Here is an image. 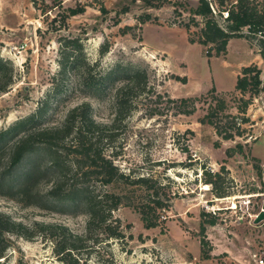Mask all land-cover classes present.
Here are the masks:
<instances>
[{"label": "rangeland", "instance_id": "374dc122", "mask_svg": "<svg viewBox=\"0 0 264 264\" xmlns=\"http://www.w3.org/2000/svg\"><path fill=\"white\" fill-rule=\"evenodd\" d=\"M59 1L64 9L84 11L62 26L52 21L59 12L52 0H0V59L12 65L14 82L0 94V133L47 99L49 114L32 125L35 129L59 124L69 109L81 103L91 105L96 122L110 126L113 91L121 82L96 92L82 87L84 71L96 82L115 65L145 70L146 88L131 94L130 114L118 119L97 146L130 181L152 178L161 186L167 207L149 214L156 226L147 229L132 206L141 199L129 192V206L122 205L112 215L119 219L124 239L107 240L94 226L84 250L61 262L47 238L46 225H61L82 235L87 215L82 208L47 202L45 180L38 183L39 194L34 190L29 196L19 195L14 187L21 176L8 164L11 142L2 137L0 213L26 227L31 239L8 236L9 248L0 264H256V259L264 260V221L254 223L264 201V35L243 29L229 43L228 59L208 58L207 48L197 44L203 28L202 20L193 15L198 0ZM209 1L217 10L215 21L225 28L227 21L218 11L234 10L236 0H223L222 6L218 0ZM249 1L258 11L264 10V0ZM124 7L128 12L120 14ZM145 14L151 19L140 24ZM66 39L82 43L87 63H78L64 75L58 61ZM103 45L108 52L100 60ZM249 66L260 72L259 92L253 96L235 89L241 70ZM181 99L192 100L185 105L186 110L194 109L191 113L180 112ZM245 103L249 104L243 113ZM226 134H234V140H224ZM130 181L126 182L129 191L137 190ZM202 228L207 259L200 244Z\"/></svg>", "mask_w": 264, "mask_h": 264}, {"label": "trees", "instance_id": "16d2710c", "mask_svg": "<svg viewBox=\"0 0 264 264\" xmlns=\"http://www.w3.org/2000/svg\"><path fill=\"white\" fill-rule=\"evenodd\" d=\"M250 2L236 0L235 9L228 12L226 27L222 28L214 19L217 10L213 4L207 0H198L193 15L202 20L203 28L197 44L207 48L208 58L225 55L229 40L239 38L243 28L247 27L251 34L264 35V10L258 11ZM52 3L53 8L59 10L52 21H59L62 26H65L67 19L84 11L82 7L64 9L59 0H52ZM217 4L222 6L224 1L218 0ZM128 10V7H124L120 14H126ZM100 11L107 13L104 7H101ZM218 13L221 15V11ZM141 18L140 24H144L150 21L151 16L145 14ZM116 22L117 25L119 22ZM192 22H195V19H192ZM185 27L188 30V27ZM189 43L193 44L195 41L189 39ZM61 47L58 61L61 74L72 72L78 63H87L82 55V43L78 39H66ZM107 52V45H103L100 50V60ZM98 62L97 60L93 63ZM8 71H11V75ZM259 75L260 72L256 66L243 68L241 76L236 80L235 89L242 95L246 93L250 96L257 95L261 85ZM178 80L185 82V79ZM118 81L121 83L113 91L114 119L110 126L96 122L91 105L81 103L69 109L59 124L45 125L35 129L32 125L49 114L51 101L47 99L32 114L18 119L0 133V138L8 137L11 142L7 159L9 166L20 173V181L14 187L19 195L29 196L34 190H37L39 194L38 183L40 180H45L48 183L44 193L47 202L51 205H71L82 208L87 215L86 228L82 235L74 234L61 225H46L47 238L52 242L54 252L61 262H66V258L74 252L84 250L87 234L94 226L101 230L100 234L107 240L124 239L120 221L112 215L122 205L129 206L127 201L132 198L131 193L134 198L141 199L134 201L132 206L140 213L141 220L147 229L156 226L149 219V214H155L157 210L167 207L164 203L166 200L160 193L161 186L155 185L152 178L133 177L130 181V177L121 172L102 149H98L97 140L110 133L112 125L118 119L130 114L131 94L136 96L140 88H146L147 74L145 70L115 65L103 76L98 77L96 82H93L88 70L84 71L82 77V87L93 88L96 92L104 91L108 89V85ZM13 83L12 65L0 59V94L6 93ZM191 101L179 100L180 112L191 113L194 109L186 110L188 106H185ZM248 104L245 103L243 113ZM211 112L209 116L213 117ZM208 123L213 124L211 120H208ZM236 136H240L239 133ZM223 139L234 140V134H226ZM237 148L240 151L241 145L238 144ZM128 181L138 189L129 191ZM206 182L214 184L209 180ZM210 224H214V221ZM26 232V227L0 213V259L9 248L8 236L16 235L30 240L31 237ZM200 244L204 258H209V254L204 250L207 241L203 235V228Z\"/></svg>", "mask_w": 264, "mask_h": 264}, {"label": "built area", "instance_id": "2783aa9c", "mask_svg": "<svg viewBox=\"0 0 264 264\" xmlns=\"http://www.w3.org/2000/svg\"><path fill=\"white\" fill-rule=\"evenodd\" d=\"M209 3H211L209 0H207ZM211 8H212V10H213V12H214V9H213V7L211 6ZM215 13V12H214ZM221 16H222V19L223 20H227V18H228V11H221ZM243 29H247L248 30V28L246 27V28H243ZM242 29V30H243ZM242 30H241V32H242ZM257 258V256H254V259H256ZM256 261V264H264V260H262L261 258L260 259H256L255 260Z\"/></svg>", "mask_w": 264, "mask_h": 264}, {"label": "water", "instance_id": "95a60500", "mask_svg": "<svg viewBox=\"0 0 264 264\" xmlns=\"http://www.w3.org/2000/svg\"><path fill=\"white\" fill-rule=\"evenodd\" d=\"M262 221H264V201H263V204H262L261 211L258 213V215L254 219V223L255 224H259Z\"/></svg>", "mask_w": 264, "mask_h": 264}, {"label": "crops", "instance_id": "0c3cea01", "mask_svg": "<svg viewBox=\"0 0 264 264\" xmlns=\"http://www.w3.org/2000/svg\"><path fill=\"white\" fill-rule=\"evenodd\" d=\"M232 41L234 42V39L229 40V42H228V44H227V46H226V54H225V58H227V59H228V57H229V50H228L229 43H231ZM241 54H242V52L239 51V55L237 56V58H241Z\"/></svg>", "mask_w": 264, "mask_h": 264}, {"label": "bare ground", "instance_id": "6f19581e", "mask_svg": "<svg viewBox=\"0 0 264 264\" xmlns=\"http://www.w3.org/2000/svg\"><path fill=\"white\" fill-rule=\"evenodd\" d=\"M233 208H235V205H233Z\"/></svg>", "mask_w": 264, "mask_h": 264}]
</instances>
